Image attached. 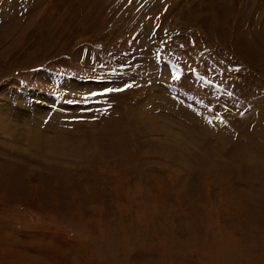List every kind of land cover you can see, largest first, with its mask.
Masks as SVG:
<instances>
[{"label":"rangeland","instance_id":"obj_1","mask_svg":"<svg viewBox=\"0 0 264 264\" xmlns=\"http://www.w3.org/2000/svg\"><path fill=\"white\" fill-rule=\"evenodd\" d=\"M0 264H264V0H0Z\"/></svg>","mask_w":264,"mask_h":264},{"label":"snow or ice","instance_id":"obj_2","mask_svg":"<svg viewBox=\"0 0 264 264\" xmlns=\"http://www.w3.org/2000/svg\"><path fill=\"white\" fill-rule=\"evenodd\" d=\"M181 47H183V45H181ZM114 73L116 70H113ZM172 79L175 81V80H179L180 77L178 75H175L173 74L172 75ZM133 87V84L131 83H125L122 87H111V86H102L98 89H95V90H90L88 93L86 94H82V99L81 100H76V99H66L64 102L67 103V104H76V105H79L81 103H84V104H90V103H99V97H103L104 95L106 94H111L113 92H121V91H124L128 88H131ZM229 96L232 95L231 92L228 93ZM208 111L211 113L213 110L212 109H208ZM222 122V120H221ZM209 123L211 124L212 121L209 120Z\"/></svg>","mask_w":264,"mask_h":264}]
</instances>
